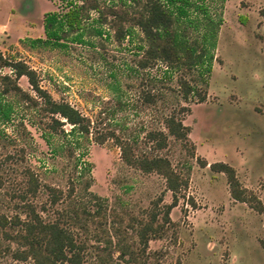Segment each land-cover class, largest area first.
Masks as SVG:
<instances>
[{
    "label": "rangeland",
    "instance_id": "374dc122",
    "mask_svg": "<svg viewBox=\"0 0 264 264\" xmlns=\"http://www.w3.org/2000/svg\"><path fill=\"white\" fill-rule=\"evenodd\" d=\"M68 1L0 0L1 54L24 62L53 100L89 120V134L70 152L74 139L63 135L69 124L52 123L39 99L35 107L14 103L0 122V215L25 220L31 209L42 221H59L82 244V264H98L97 255L106 264H264V0L211 1L221 22L210 70L201 77L197 69L165 70L164 63L133 71L137 29L119 42L109 31L83 42L60 40V47L31 44L45 40L43 15L62 14ZM179 78L195 88L186 98ZM17 84L35 97L25 77ZM168 114L188 126L192 155L188 143L170 136L159 151L145 139L148 131L165 130ZM115 138L128 141L136 155L165 156L187 177L169 223L161 222L162 205L171 201L164 179L125 165ZM200 160L233 167L261 210L233 200L225 175ZM150 212L162 223L161 236L147 241L136 262L120 256L119 242L139 251L135 230ZM16 248L0 229V264H34L14 259Z\"/></svg>",
    "mask_w": 264,
    "mask_h": 264
},
{
    "label": "trees",
    "instance_id": "16d2710c",
    "mask_svg": "<svg viewBox=\"0 0 264 264\" xmlns=\"http://www.w3.org/2000/svg\"><path fill=\"white\" fill-rule=\"evenodd\" d=\"M212 0H69L66 10L58 15L47 12L42 18V28L45 40L50 48L64 46L63 40L69 42H83L86 36H102L112 32L117 42L124 38H131L133 30L137 29L141 37L137 47L135 66L133 71L143 70L164 63L165 70L176 71L197 69L198 75L210 70L213 50L216 45V35L220 25L219 13L211 9ZM94 14L90 16V14ZM106 26L105 28H103ZM105 29V30H104ZM62 40V41H60ZM9 72H2V69ZM25 77L34 93L32 97L17 84L19 77ZM183 98L195 91L192 85L182 78L178 79ZM9 96L10 100L6 99ZM39 99L43 110L50 116L56 126L66 122L71 127L63 134L71 135L74 139L70 145L79 147L77 140L86 138L89 134V120L67 102L55 101L48 92L38 84L35 72L24 62L4 57L0 52V122L9 119L14 103H24L25 106L35 107ZM202 100L203 96L199 95ZM184 110V109H183ZM53 116H56L55 118ZM165 130H151L145 133V139L151 142L153 151H159L166 146L170 136L180 141L184 146L188 143V152L192 155L193 145L188 140V126L173 114L163 117ZM120 151V159L125 165L142 172H154L165 182V189L171 193V201L162 205L161 222L169 223V211L177 201L176 193L186 186L187 177L178 174L165 156L159 154H134L128 141L115 138ZM73 146V147H71ZM77 163V162H75ZM200 166H208L213 172L225 175L230 197L239 202H245L256 210H261L259 200L252 193L242 187L233 167L222 161L206 163L199 161ZM186 171L189 165H185ZM81 170V167L79 168ZM95 198V195H93ZM57 200L53 199L51 203ZM28 208L29 205H27ZM30 215L25 220L16 216L6 219L0 215V229L6 239L14 242L21 249H14L11 255L16 260L30 258L34 264H82V244L74 238L73 232L59 223V221H42L40 217L29 209ZM93 213L86 214L92 217ZM157 213L150 212L148 219L138 222L135 230L139 251H134L125 242L114 245L120 256H128L130 261L136 262V256L143 253L150 238L161 236L162 223L157 224ZM74 217L79 219L78 215ZM80 222V221H79ZM11 228V232L4 230ZM80 227L84 228L83 223ZM98 264H106L103 255H97Z\"/></svg>",
    "mask_w": 264,
    "mask_h": 264
}]
</instances>
